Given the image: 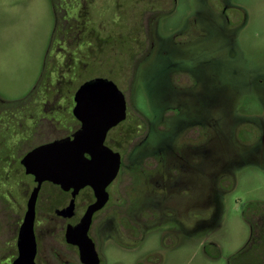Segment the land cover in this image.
Wrapping results in <instances>:
<instances>
[{"label": "flooded vegetation", "instance_id": "af4514ba", "mask_svg": "<svg viewBox=\"0 0 264 264\" xmlns=\"http://www.w3.org/2000/svg\"><path fill=\"white\" fill-rule=\"evenodd\" d=\"M71 3L56 18L55 33L62 31L67 50L60 56L55 83L45 75L26 99L0 98V264L20 258L21 229L39 187L36 176L27 173L25 157L74 139L82 129L74 115L75 95L84 83L98 78L114 82L127 103L126 119L105 141L121 155L119 172L86 232V215L98 200L95 189L81 181L41 183L35 201L33 264H176L167 256L182 246L194 247L182 241L205 228L211 208L213 217L218 210L216 190L228 173L226 150L214 143L229 139L230 151L237 153L240 139L248 136L251 144L245 149L264 153V120L239 118L234 110L241 92L259 88L264 95V78L247 57L243 62L238 56V35L248 24V12L234 0H198L192 15L165 30L163 22L174 15L178 0ZM81 65H92L93 76L68 105L62 96L48 99L50 86L63 85L66 73H80ZM144 69L159 78L157 127L170 142L143 153L133 169L110 134L127 124L132 101L125 92L135 91ZM245 125L249 129H242ZM130 175L134 180H128ZM248 222L250 238L229 264H264V207ZM165 225L175 230L163 236L161 248L146 251L142 243L147 233Z\"/></svg>", "mask_w": 264, "mask_h": 264}, {"label": "rangeland", "instance_id": "374dc122", "mask_svg": "<svg viewBox=\"0 0 264 264\" xmlns=\"http://www.w3.org/2000/svg\"><path fill=\"white\" fill-rule=\"evenodd\" d=\"M71 2L0 0L2 100L14 102L26 99L45 75L55 83L60 56L67 50L62 31L55 33L56 18L70 8ZM234 3L245 8L249 15L247 26L238 35V56L241 55L243 62L247 57L246 62L257 69L258 76L261 75L259 77L264 78V0H234ZM197 6L198 0H178L176 12L163 22V29H172L183 23ZM69 46L72 49L76 44ZM91 67L84 69L81 65L80 73H66L63 85L50 86L48 99L55 101L62 96L67 106L80 85L93 76ZM145 71H141L135 91L125 92L127 99L132 101L127 124L110 134L115 148L129 158H125L126 162L133 169L143 153L152 152L161 144L168 146L170 142L169 136L162 134L157 127L161 110L160 92L156 87L159 78H155L153 70ZM258 89L241 92L234 108L239 118L264 120V95ZM242 129L249 127L245 125ZM240 143L242 145L238 146L237 153L230 151L232 142L229 139L214 143L226 150L223 162L228 173L216 190L217 213L213 217L211 208L210 221H207L205 228L188 241H182L192 242L194 247L182 246L178 248L179 251L169 254L167 260H176V264H229L232 256L247 244L251 234L250 216L264 207V153L255 154L245 149L251 144L248 136L241 138ZM128 180L134 178L130 175ZM172 230H175L174 227L165 225L148 232L142 246L146 251L161 248L163 236ZM107 243L114 241L108 239Z\"/></svg>", "mask_w": 264, "mask_h": 264}, {"label": "water", "instance_id": "95a60500", "mask_svg": "<svg viewBox=\"0 0 264 264\" xmlns=\"http://www.w3.org/2000/svg\"><path fill=\"white\" fill-rule=\"evenodd\" d=\"M74 115L81 121L82 129L74 139H66L39 148L24 159L28 174L36 176L39 187L29 203L20 236V258L14 264H33L35 201L44 181L64 184L81 181L91 185L97 202L90 207L84 221L85 232L93 214L108 200L106 188L115 180L121 165V155L105 146L108 132L127 117L124 94L116 84L98 78L84 83L75 95ZM91 156L87 159L85 155Z\"/></svg>", "mask_w": 264, "mask_h": 264}]
</instances>
